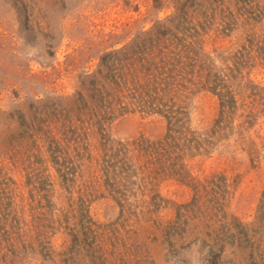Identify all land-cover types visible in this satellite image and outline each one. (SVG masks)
I'll return each instance as SVG.
<instances>
[{
	"label": "rangeland",
	"instance_id": "1",
	"mask_svg": "<svg viewBox=\"0 0 264 264\" xmlns=\"http://www.w3.org/2000/svg\"><path fill=\"white\" fill-rule=\"evenodd\" d=\"M230 1L240 20L203 39L218 71L230 69L225 90L203 71L171 95L197 133L181 150L185 180L141 150L102 157L99 136L161 138L158 103L126 101L91 126L37 118L41 103L70 105L77 90L94 104L99 70L125 86L133 71L106 70L100 57L159 37L185 0H0V264H264V0ZM63 150L58 172L52 155Z\"/></svg>",
	"mask_w": 264,
	"mask_h": 264
},
{
	"label": "trees",
	"instance_id": "2",
	"mask_svg": "<svg viewBox=\"0 0 264 264\" xmlns=\"http://www.w3.org/2000/svg\"><path fill=\"white\" fill-rule=\"evenodd\" d=\"M243 2H245L244 10L247 6L254 5L251 0H244ZM233 4L234 1L231 3L230 0H185V3L175 6L177 13L174 12V15L170 17L171 20L173 18L175 23L172 26L164 23L162 25L163 33L159 37L156 36L151 39L150 37H143L134 47L127 46L113 49L104 52L100 57V62L106 70L110 68L120 70V67H122L123 71L127 68L128 73L133 71L132 77L128 79L125 86H118L117 82L114 83V79L111 80L113 74L110 76L99 70V95L96 96L94 104L88 102L87 98L82 96L81 90H77L70 99V105L64 99L54 104L41 103L38 112H41L42 115L40 116L39 114L37 116L38 120L47 122L49 114L56 115V113H61L65 120L78 122L81 119V122L91 126L96 121H93L94 114H98L99 118L104 119L108 113H111L109 115L112 116V112L118 111L122 114V112L128 111L130 106L126 101L131 102L140 97L146 99V104L150 106L158 103L157 106L163 112L168 123L166 131L161 138L151 141L139 137L131 141V143L119 141L116 145H113V143L104 139L103 136H99L98 145L101 147L102 157L108 162L107 154L109 152L111 155H117V152H119L121 155H126L127 153L135 154L133 158L136 159L138 151L141 150L140 153L146 155V157H148V154L152 156L151 162L154 164L162 163L161 160L168 162L173 167L174 175H179L181 179L186 180L189 177L185 178L187 175L186 171L183 175L180 174L183 171V164H180L181 150L198 143L196 142L197 133L186 124L184 116L187 115V112H184L180 107H176L171 95H173L172 93H174L173 91L176 88L175 84L179 80L184 79L185 74L196 73L198 75L203 71L210 72V76L214 79L216 78V80L221 78L219 81L222 82L216 85H220L218 87L221 90H225V82L231 76L230 69L227 68L225 72L220 70L222 74L218 71L219 69L210 60L211 56L205 49L203 39L205 34L212 28L211 26H215L213 28L220 27L224 31L230 29L236 21L240 20L239 16L241 15L238 13L239 16H237L232 10L231 5ZM245 16L247 19H254L251 16ZM118 73L122 72L118 71ZM117 78L120 79L121 77ZM146 79H148V84L140 86L142 81ZM130 84L132 86H129ZM96 91L97 89L93 87L94 95ZM93 94L90 93L89 96ZM223 94L222 97L228 99L227 95ZM84 108L86 109L84 110ZM72 112L74 113L73 116L70 114ZM79 113L82 114L81 118ZM101 123L103 124V122ZM72 129L74 132L75 127ZM88 131L86 129L87 133ZM100 134H102L101 131ZM77 137V135H73L71 140L75 142ZM54 143L58 145L57 140H54ZM85 145L88 146V137ZM113 146L118 150L112 149ZM104 150L107 153L106 155L103 152ZM68 154L63 150L52 155L54 163L61 168L57 169L58 172H63L64 168L67 170L68 158H70ZM80 155L82 154H78L76 157L71 156L76 158L75 160L72 158L75 161L72 164H76V160ZM108 166L111 167L113 164ZM144 167L147 171V161L144 163ZM30 174L31 172L27 176ZM40 242L43 243V241L38 240V243Z\"/></svg>",
	"mask_w": 264,
	"mask_h": 264
}]
</instances>
